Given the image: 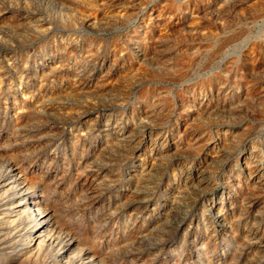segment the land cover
<instances>
[{
	"label": "rangeland",
	"instance_id": "374dc122",
	"mask_svg": "<svg viewBox=\"0 0 264 264\" xmlns=\"http://www.w3.org/2000/svg\"><path fill=\"white\" fill-rule=\"evenodd\" d=\"M0 264H264V0H0Z\"/></svg>",
	"mask_w": 264,
	"mask_h": 264
}]
</instances>
